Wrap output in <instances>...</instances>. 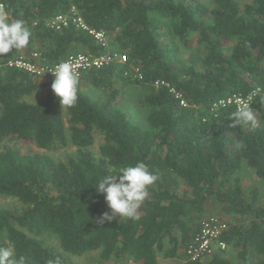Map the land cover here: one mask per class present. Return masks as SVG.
<instances>
[{"label":"trees","instance_id":"1","mask_svg":"<svg viewBox=\"0 0 264 264\" xmlns=\"http://www.w3.org/2000/svg\"><path fill=\"white\" fill-rule=\"evenodd\" d=\"M0 2L32 32L27 48L0 56V144L17 139L38 149H0V195L21 204L0 206V247L15 243L27 264L56 258L79 264L75 258L93 252L113 264H157L160 257L176 264H264V200L240 176L245 165L264 186V0L242 7L237 0ZM61 15L67 22L55 28L51 20ZM100 31L106 43L94 37ZM193 38L197 56L186 59ZM114 51L127 60L84 71L78 102L66 109L51 89L54 78L43 81L8 64L34 63L35 52L51 65L72 54ZM133 68L139 79L125 75ZM118 84L142 91L147 128L115 104ZM83 85L101 98L85 94ZM46 86L42 99L28 100ZM231 96H251L255 128L233 126L234 103L214 107ZM66 146L74 152L63 160L47 153ZM138 161L159 176L139 219L99 223L108 208L97 178ZM208 209L227 222L220 235L227 247L192 260L186 249Z\"/></svg>","mask_w":264,"mask_h":264},{"label":"clouds","instance_id":"2","mask_svg":"<svg viewBox=\"0 0 264 264\" xmlns=\"http://www.w3.org/2000/svg\"><path fill=\"white\" fill-rule=\"evenodd\" d=\"M32 32L23 19L12 18L10 10L0 2V56L13 50L19 52L29 46ZM54 79L51 89L63 109L72 108L78 102L80 73L77 66L69 59L56 63L50 70ZM233 126H257L255 110L249 101L241 103L235 112ZM159 179L158 174L150 171L142 161L134 165L120 167L117 171L97 178L96 192L104 197L108 211L101 214L99 223L121 219H139L138 209L149 195V187ZM0 264H27L26 257L18 255L16 245L9 242L0 247ZM48 264H61L59 258L50 259Z\"/></svg>","mask_w":264,"mask_h":264},{"label":"rangeland","instance_id":"3","mask_svg":"<svg viewBox=\"0 0 264 264\" xmlns=\"http://www.w3.org/2000/svg\"><path fill=\"white\" fill-rule=\"evenodd\" d=\"M202 1L208 3V0H202ZM250 1L251 0H237L238 4L241 7ZM105 43H106V40H105ZM192 43H193L192 47L188 49L187 51H184L183 53V57L186 59L187 58L193 59V58H196L197 56L198 47H197V43L195 42V38H193ZM39 77L43 81H47L50 78H53V77H48L46 75L39 76ZM117 87H118L119 93L117 96V100L115 101V104L128 115L129 119L133 123L138 124L143 128H147L148 126L146 122V112L144 108L140 106V104L138 103V99L141 96L142 91L134 85L133 86L132 85L122 86L118 84ZM48 88H49L48 86L41 88L32 98H28V100L42 99L46 95ZM82 91L85 94L89 95L92 99H99L102 96L101 92H99L97 89L89 85H83ZM65 125L67 126V123H65ZM100 143H101V139L99 137H96L94 144L91 146V149L95 154H97L98 152V147ZM4 146H10L21 152L38 151V149L34 146L33 143L21 141L17 139L3 141L0 144V149H2ZM73 152H74L73 147L66 146L65 148H57L55 150L48 151L47 153L50 154L55 160H63L67 154H70ZM240 176H241L242 185L247 190L251 188H255L258 192L260 201H263L264 200V186L261 180L254 173V171L250 169L249 167L243 165L240 170ZM0 206H6V207L13 208V209H18L20 208L21 204L15 198L0 195ZM209 214H215L219 216V214H217L215 211L209 210V209L208 211H206L204 216L209 215ZM224 250L220 251V253L223 252ZM216 253H219V252H216ZM210 256H205L203 259L210 257ZM227 257L229 259H235V254L233 252H229L227 254ZM75 259L79 264H113L112 262L100 263V261H98L96 258V252H93L91 254H86V255L77 257ZM176 263H177L176 259H166V258L160 257L158 259L157 264H176ZM126 264H132V263L128 262Z\"/></svg>","mask_w":264,"mask_h":264},{"label":"built area","instance_id":"4","mask_svg":"<svg viewBox=\"0 0 264 264\" xmlns=\"http://www.w3.org/2000/svg\"><path fill=\"white\" fill-rule=\"evenodd\" d=\"M66 22L67 18L61 15L54 17L51 20V25L55 28H59L61 24H66ZM78 23L83 25L80 19H78ZM93 34L98 41H105L103 32H93ZM33 57L36 58V62L34 63L27 62L23 58H20L15 61H10L8 64L10 66L13 65L19 68H24L35 76L46 75L48 77H53L52 73L46 71L50 70L56 63L49 65L41 62L42 59L40 60V54L37 52L33 53ZM69 59L77 66V70L81 76L84 71L93 68H99L104 64L112 62L124 63L127 60V57L126 55L114 51L111 53H104L100 55H94L90 53H77L70 55L65 60ZM126 74H131L133 78L139 79L141 77L137 68L126 71L125 75ZM246 100L251 102V96H231L226 99H220L219 101L214 103V107H222L230 103H234L236 107H238ZM199 225V230L186 249V254L189 256V258H191L192 260H202L205 256H210L216 252H220L226 249L227 245L225 241L220 239V235L227 228V222L225 221V219L215 214H209L201 219Z\"/></svg>","mask_w":264,"mask_h":264}]
</instances>
